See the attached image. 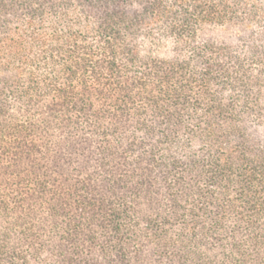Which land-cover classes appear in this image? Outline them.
Wrapping results in <instances>:
<instances>
[{
  "label": "trees",
  "instance_id": "obj_1",
  "mask_svg": "<svg viewBox=\"0 0 264 264\" xmlns=\"http://www.w3.org/2000/svg\"><path fill=\"white\" fill-rule=\"evenodd\" d=\"M0 264H264V0H0Z\"/></svg>",
  "mask_w": 264,
  "mask_h": 264
}]
</instances>
